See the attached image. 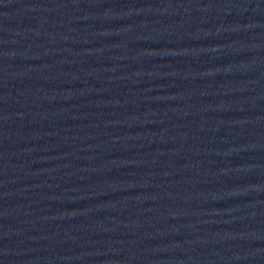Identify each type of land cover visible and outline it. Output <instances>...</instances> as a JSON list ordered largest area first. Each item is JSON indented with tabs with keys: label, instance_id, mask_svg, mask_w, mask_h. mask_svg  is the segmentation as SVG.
Segmentation results:
<instances>
[{
	"label": "water",
	"instance_id": "water-1",
	"mask_svg": "<svg viewBox=\"0 0 264 264\" xmlns=\"http://www.w3.org/2000/svg\"><path fill=\"white\" fill-rule=\"evenodd\" d=\"M0 264H264V0H0Z\"/></svg>",
	"mask_w": 264,
	"mask_h": 264
}]
</instances>
